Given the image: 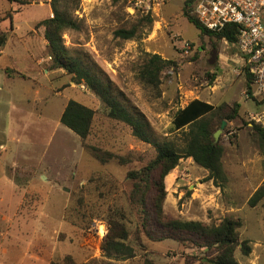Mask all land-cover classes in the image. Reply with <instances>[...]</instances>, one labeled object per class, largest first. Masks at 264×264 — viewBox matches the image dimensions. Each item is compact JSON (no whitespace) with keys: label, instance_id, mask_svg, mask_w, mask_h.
<instances>
[{"label":"rangeland","instance_id":"obj_1","mask_svg":"<svg viewBox=\"0 0 264 264\" xmlns=\"http://www.w3.org/2000/svg\"><path fill=\"white\" fill-rule=\"evenodd\" d=\"M41 1L48 2L31 0ZM181 2L157 0L151 13L137 14L127 8V0H81L76 13L81 29L64 35L65 46L86 64L106 71L123 92L126 105L145 114L155 136L168 137L178 146L181 140L175 133L173 116L179 107L195 98L213 105L240 106L238 118L227 122L219 138L226 147V185L219 187L207 180L208 173L203 168L205 171L194 167L179 172L168 179L165 210L172 216L216 225L226 216L240 218L244 223L241 239L251 245L259 241L264 246L262 207L249 206V199L264 183V158L254 138V124L249 120V113L260 105L244 94L248 93L245 77L233 73L232 64L239 55L237 47L225 40L200 38L196 27L183 20ZM7 5V1L0 0V8ZM48 15L49 8L45 6L28 9L21 15L26 21L21 30ZM119 29L136 30L135 37L116 38L114 33ZM186 39L195 44V50L188 55L180 49ZM32 51L37 52L39 60L49 56V51L41 52L40 47ZM146 53H158L178 62L177 68L163 71L159 88L138 79ZM22 63L15 68L24 70ZM41 64L44 68L53 65L52 61ZM216 73L218 77L211 81ZM51 79L46 76L43 84L39 76L42 86L38 91L30 89L31 81H18L20 98L27 103L37 97L38 105L33 104L37 108L34 115L23 120L25 125L15 127L19 132L10 136L9 157L20 163L9 170L16 190L0 162V214L6 212L12 218L17 211L12 219L0 216V264H19L21 259L22 264H64L67 256L77 264H145L147 260L154 264H200L204 250L189 241L158 243L145 237L135 241L138 216L128 202L132 181L127 173L146 165L155 156L154 146L136 138L125 124L109 119L106 106L85 85L76 84L70 76ZM71 99L95 108L87 142L101 152L83 147L80 138L62 125L61 116ZM107 151L125 157L127 162L99 161L96 156L105 158ZM186 173L191 180L184 179ZM113 218L131 232L135 258L105 257L106 237L100 241L96 228L105 224L108 235ZM240 254L239 251L241 264H246L248 257ZM259 255L256 251L253 259ZM259 264H264V256Z\"/></svg>","mask_w":264,"mask_h":264},{"label":"trees","instance_id":"obj_2","mask_svg":"<svg viewBox=\"0 0 264 264\" xmlns=\"http://www.w3.org/2000/svg\"><path fill=\"white\" fill-rule=\"evenodd\" d=\"M13 1L22 5L32 3L31 0ZM195 1L184 0L183 15L200 31V36L225 40L235 45L240 27L230 24L222 32L209 31L193 13ZM80 6L81 0H51L53 17L42 20L37 27H43L45 30L47 48L53 58L50 68L62 69L71 77V81L85 85L106 106L109 119L125 124L131 128L136 138L152 144L155 148V156L146 165L127 173V178L132 181L128 202L138 216L135 241L141 242L144 237L158 243L175 241L183 244L189 241L204 250L200 264H240L237 253L240 251L242 255L249 256L252 252L250 241L241 239V229L244 226L242 219L226 216L217 225L207 224L199 220L172 216L165 210L168 196L166 179L180 164L181 159L192 158L198 166L208 172L207 180L213 181L219 187L226 185L228 177L223 164L226 147L222 142L215 141L214 134L223 121L229 122L238 118L240 106L236 103L233 106L227 103L213 105L195 99L186 107L178 109L173 116L175 133L179 134L181 145L178 146L168 137L157 138L145 114L137 108H129L122 100L124 94L109 74L97 65L86 64L65 46L64 35L69 31L81 29V21L76 14ZM135 33L136 30L119 29L114 35L116 38L132 40ZM5 41L6 36L0 35V45ZM190 43L194 51L195 44ZM145 56L138 79L144 85L159 88L163 71L177 68L178 62L164 59L156 53H146ZM216 77L218 73L211 81ZM246 79L247 91L251 93L253 77L248 73ZM95 117V109L71 99L61 116V123L80 138L83 147L99 153L101 149L87 142ZM252 131L264 158V130L254 124ZM105 155V158L99 155L96 157L101 162L110 159L123 164L127 162V159L119 154L107 151ZM249 206H261L264 218V183L249 199ZM110 226V232L103 243L105 257L111 260L135 258L137 251L131 244L132 234L129 229L115 218L111 220ZM64 260V264H77L72 256H67ZM50 264L60 263L53 261ZM145 264L154 263L147 260Z\"/></svg>","mask_w":264,"mask_h":264},{"label":"crops","instance_id":"obj_3","mask_svg":"<svg viewBox=\"0 0 264 264\" xmlns=\"http://www.w3.org/2000/svg\"><path fill=\"white\" fill-rule=\"evenodd\" d=\"M1 1L2 3H4V1H7L9 5H7L6 7L3 6L0 8V35L6 36V41L2 45H0V61H1V64H0V162L5 166L2 169L7 170L8 177L10 178V182L14 186V190H16L15 188L16 185L12 181L11 176L9 175L10 174L9 170L11 166H19L20 163L16 162L15 158L13 159V161H11L9 157L10 156V152H9L10 136L13 133L19 132V130L15 129V127H20L21 125L23 127L25 123H22V121L26 120L27 117H31L34 115L33 112L37 110V108L35 107L34 109L33 104L38 105L37 97L35 99H32L33 102H36V103H32L31 99L27 100V103H26L24 100L20 98V91H21L20 88L21 87H19L20 83L18 81H24L25 84H27L28 81H31L34 85L32 84L30 89L34 91H38L39 87L42 86V84L39 82V76L42 78L43 84H45V82L47 81L45 80L46 76L48 78H52L51 81L63 80L65 78H68V76L66 72L62 69L44 68V66L41 63H39V57L37 58V55H36L37 52L34 53L32 51L34 48L40 47L41 52L42 51L44 52V49L46 52H48V48H47L48 43L45 39V30L43 27H37V24L41 22L42 20H44L45 18L36 20L35 22H33V25H30V24L27 25L28 26L27 30H21L23 29L21 27H23V24L26 22L24 20V17H22L21 15L24 14L25 11H27L28 9L31 10L33 7L45 6L49 8V15L47 17L53 16L50 0H48L47 3H45L44 1H41L39 3L35 2L29 5H22L19 2H16L13 0H1ZM96 5L98 7V3ZM183 6H184V2L182 0L180 4L182 15H183ZM89 9L93 10L94 6L92 5ZM184 19L187 20L185 17L183 18V20ZM179 23H181V21ZM186 40H190V39H186ZM190 41H194V40H190ZM28 48H32V50ZM19 62H23L22 64H23L24 70L22 68H20V70L15 68L16 65L19 64ZM234 63L235 64H232L234 66L232 68L233 73L235 75H243L245 77L246 84H247L246 77H247L248 72L244 66L245 65L244 58L242 57L240 53L237 56ZM195 99H200V98H195ZM200 100L210 103L207 100H203V99H200ZM81 103L85 104V102H81ZM187 105L179 107L178 109L184 108ZM89 107L95 109L93 106H89ZM29 111L31 112L30 115L27 114ZM29 162L33 163V161H29ZM37 162H34V163H37ZM194 167H197L200 170H202L201 167L198 166L192 158L181 159L180 164L167 176V179H166L167 186H168L169 177H172L174 175H177L179 172L182 173L183 171L190 169V168H194ZM202 171H205V170H202ZM206 173L208 172L206 171ZM184 179L186 181L188 179L191 180V175L186 173L184 175ZM20 200H21V197H19V202ZM167 203H168V200L166 201V204ZM16 212L14 213L15 215H16ZM3 215L9 219H12L15 217V215H13L12 218H10L6 214V212L2 215L0 214V216H3ZM262 219L264 220V218ZM23 221L24 222L26 221V216H24ZM258 242L254 244L252 243L251 245L252 252L249 256H247L248 261L246 264H255V263L259 264L261 257L264 256V246H262ZM256 251L260 252V255L257 257V259L254 260L253 256ZM237 256H238V253H237ZM238 259H239V256H238ZM21 260L19 261V264L23 263L21 262ZM239 262H240V259H239Z\"/></svg>","mask_w":264,"mask_h":264},{"label":"built area","instance_id":"obj_4","mask_svg":"<svg viewBox=\"0 0 264 264\" xmlns=\"http://www.w3.org/2000/svg\"><path fill=\"white\" fill-rule=\"evenodd\" d=\"M156 2L157 0H127V8L133 13L148 14L153 11ZM193 13L211 32H222L230 24L240 27L235 46L244 58L245 69L253 77L251 93L244 94L260 105L259 109L249 113V120L264 130V0H196ZM180 49L184 55L193 51L187 40H183ZM52 60L49 55L41 58L39 63ZM107 233L105 224L97 226L96 235L100 241Z\"/></svg>","mask_w":264,"mask_h":264},{"label":"water","instance_id":"obj_5","mask_svg":"<svg viewBox=\"0 0 264 264\" xmlns=\"http://www.w3.org/2000/svg\"><path fill=\"white\" fill-rule=\"evenodd\" d=\"M226 125H227V121H223V122H222V126H221V128L218 129V130L216 131V133L214 134V138H215V141H216V142L219 141L220 135L222 134L223 129L226 127Z\"/></svg>","mask_w":264,"mask_h":264}]
</instances>
